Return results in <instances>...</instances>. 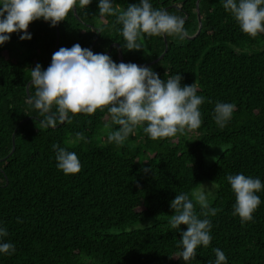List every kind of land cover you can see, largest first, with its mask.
<instances>
[{
	"label": "trees",
	"instance_id": "1",
	"mask_svg": "<svg viewBox=\"0 0 264 264\" xmlns=\"http://www.w3.org/2000/svg\"><path fill=\"white\" fill-rule=\"evenodd\" d=\"M195 1L0 0V264H264V0Z\"/></svg>",
	"mask_w": 264,
	"mask_h": 264
},
{
	"label": "rangeland",
	"instance_id": "2",
	"mask_svg": "<svg viewBox=\"0 0 264 264\" xmlns=\"http://www.w3.org/2000/svg\"><path fill=\"white\" fill-rule=\"evenodd\" d=\"M262 48H264V41L259 42V44H257L254 47V49H262ZM227 148H229V145L208 146L203 148L202 155L205 163L207 165L213 163L216 160V158ZM216 191H217V185L215 183L210 182L208 180H202L192 190L191 195L192 198L199 203H208L214 198ZM148 223H151V219H146L143 222H139L138 224L131 225L128 227V229L147 225Z\"/></svg>",
	"mask_w": 264,
	"mask_h": 264
},
{
	"label": "water",
	"instance_id": "3",
	"mask_svg": "<svg viewBox=\"0 0 264 264\" xmlns=\"http://www.w3.org/2000/svg\"><path fill=\"white\" fill-rule=\"evenodd\" d=\"M198 3H199V0H196L195 1V5H196V11H197L196 13H197V19H198V27H197L196 32L193 35H186L185 34V37H187V38H193L200 31L201 23H200L199 13H198ZM64 5H66V4H63L61 6H64ZM73 12L75 14V9L74 8H73ZM179 23H180V21L177 22V25ZM55 26H56V24H55ZM162 35H163V40H164V43H165V48H164V51H165L166 50V36H165L164 32H162ZM58 36H59V33H58V29L56 28V42H55V47H54V61H53L52 67L47 71V73L45 75V78H46L47 81H48V78H49V75H50L51 71L54 69V67L56 66V62H57L56 54H57ZM112 45L113 44H111L109 49L103 55H101L98 58L101 59V58L106 57L108 55V53L110 52V48H111ZM164 51H163V53H164ZM163 53H161L156 59L151 60V61L146 62V63H126V64L124 63L123 66L124 67L125 66H134V65L135 66H148V65H151L154 62H156L158 59H160V57L162 56ZM118 58H119L120 61H122V56H121L120 50H118ZM30 82H31V80L28 81L27 84H26V91H27V87H28ZM13 148H14V134H12V148H11V150H10V152L8 154H10L12 152Z\"/></svg>",
	"mask_w": 264,
	"mask_h": 264
}]
</instances>
